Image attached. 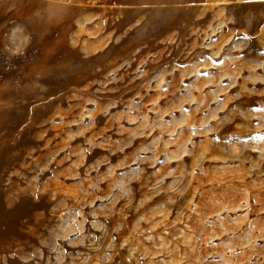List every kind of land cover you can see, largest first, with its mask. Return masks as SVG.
I'll use <instances>...</instances> for the list:
<instances>
[{
    "label": "rangeland",
    "instance_id": "obj_1",
    "mask_svg": "<svg viewBox=\"0 0 264 264\" xmlns=\"http://www.w3.org/2000/svg\"><path fill=\"white\" fill-rule=\"evenodd\" d=\"M0 264H264V0H0Z\"/></svg>",
    "mask_w": 264,
    "mask_h": 264
}]
</instances>
